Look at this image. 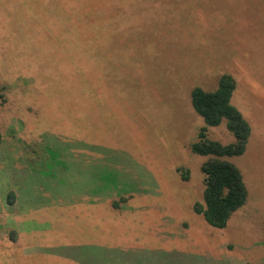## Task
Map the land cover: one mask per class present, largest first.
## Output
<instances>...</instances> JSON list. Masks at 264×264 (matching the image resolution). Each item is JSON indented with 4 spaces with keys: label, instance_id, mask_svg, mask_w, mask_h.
<instances>
[{
    "label": "rangeland",
    "instance_id": "1",
    "mask_svg": "<svg viewBox=\"0 0 264 264\" xmlns=\"http://www.w3.org/2000/svg\"><path fill=\"white\" fill-rule=\"evenodd\" d=\"M225 74L251 135L220 229L192 91ZM0 88V264H264V0H0Z\"/></svg>",
    "mask_w": 264,
    "mask_h": 264
},
{
    "label": "trees",
    "instance_id": "2",
    "mask_svg": "<svg viewBox=\"0 0 264 264\" xmlns=\"http://www.w3.org/2000/svg\"><path fill=\"white\" fill-rule=\"evenodd\" d=\"M236 87L234 78L225 74L216 90L205 91L196 87L192 91L193 107L205 123L200 128L199 140L192 145V151L207 157L202 166L205 182L203 202H196L194 208L211 226L220 229L227 227L232 215L246 204L249 194L241 169L231 160L245 152L251 135L249 122L231 102ZM2 97L0 88V98ZM223 121L234 136L232 143L208 138L209 128L218 126ZM3 141L0 129V148ZM179 171L185 179L189 178L188 170L183 173L179 168ZM10 202H13L12 197Z\"/></svg>",
    "mask_w": 264,
    "mask_h": 264
},
{
    "label": "crops",
    "instance_id": "3",
    "mask_svg": "<svg viewBox=\"0 0 264 264\" xmlns=\"http://www.w3.org/2000/svg\"><path fill=\"white\" fill-rule=\"evenodd\" d=\"M56 148H51V149H48L47 151H48V153H49V156L51 157L52 156V158H53V156H55V158H53V160H54V162H56L57 161V157H56V155H55V152L54 151H56L55 150ZM51 159V158H50ZM247 264H249V261L247 262ZM252 264V263H251Z\"/></svg>",
    "mask_w": 264,
    "mask_h": 264
}]
</instances>
